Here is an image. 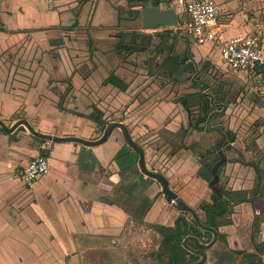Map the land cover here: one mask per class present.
<instances>
[{
	"label": "crops",
	"instance_id": "obj_1",
	"mask_svg": "<svg viewBox=\"0 0 264 264\" xmlns=\"http://www.w3.org/2000/svg\"><path fill=\"white\" fill-rule=\"evenodd\" d=\"M45 1L46 6L36 4L34 9L19 2L0 0V119L8 127L26 119L35 130L45 134L95 140L102 136L103 129L90 116L94 107L103 112L109 124H125L135 142L145 130L165 128L174 132L187 121V126L192 125L178 102L154 97L155 94L141 104L136 97L139 84L149 82V72L142 65L141 75L136 73L139 65L129 56L147 51H125L120 55L116 48L121 37L105 33V44L94 37L97 30L125 28L122 25L127 22L134 23L132 30H139L137 23L142 24V16L141 19L135 16L143 0H87L85 4H79L78 0ZM216 1L218 18L213 27L218 40L209 43L208 54L215 49V55L221 59L219 44L250 32H258L264 46V0ZM171 3L180 16L183 1L181 8L176 7L177 0ZM87 7L89 15L83 24L81 18ZM104 8L109 14L106 21ZM66 14L70 16L68 21L64 19ZM10 17H16L21 24L10 26ZM76 22L78 25L73 27ZM78 30L81 32L77 35ZM12 37L17 39L8 42ZM262 85L252 84L235 96L234 107L239 109H234L239 111L236 120L241 116L251 130L246 138L234 142L237 154L245 153L244 149L251 143L260 152L264 151ZM36 140L41 141L25 125L12 133L0 127V264H87L86 254L90 251L83 247V242L88 245L93 239L121 238L128 224L135 221L130 217L129 194L132 189H139V184L147 178L135 164L124 132L116 128L106 142L97 146L50 141L45 150L48 172L27 186L17 177V170L43 152L41 145L45 141L39 146ZM143 149L148 161L151 148ZM225 154L232 159L229 151ZM181 162L178 169L189 167ZM260 165L264 167V161ZM242 173L255 178L250 168L229 161L224 177H228V185L235 189L250 188L244 180H237ZM157 184L149 182L147 189L139 192L153 201L144 222L158 232L153 223H161L165 213L161 200L150 194ZM234 210V223L221 226L220 231L227 234L230 247L244 248L250 231L244 227L246 220L242 217L251 214L253 217V213L246 203L235 206ZM255 210L252 220L260 219L262 242L264 196L256 203ZM159 249L160 245L156 257L165 264Z\"/></svg>",
	"mask_w": 264,
	"mask_h": 264
},
{
	"label": "rangeland",
	"instance_id": "obj_2",
	"mask_svg": "<svg viewBox=\"0 0 264 264\" xmlns=\"http://www.w3.org/2000/svg\"><path fill=\"white\" fill-rule=\"evenodd\" d=\"M10 1L13 3L19 2V5L22 3L24 6L32 7L34 9H36V4H41L43 6H46L47 4L45 0ZM182 1L183 0H180L181 3ZM180 2L177 0V8L182 7ZM88 15L89 12L87 7L82 14L81 23L85 24L87 22ZM125 15H127L126 12L124 16ZM138 16L139 15L137 14L135 17L137 18ZM69 17L70 16L66 14L64 19L68 21ZM139 17L141 19V16ZM108 19L109 14L106 13L104 8L103 20L106 21ZM137 22H141V20ZM8 23L12 27L21 24L20 22H17L16 17H10ZM132 25H134L133 22H127L122 25L125 26V28L117 27L103 29L104 32L103 30H97L94 37L98 38L100 44H105L107 42L106 34H109L111 37H121L122 42L133 43L137 32L155 34V32H161L165 29H173L176 33L175 37H167L164 39H160L159 36H155L153 46L147 50V52L138 54L134 53L129 56L131 60H134L139 65L136 73L140 72L141 75L142 65L146 66V69L149 72L147 75L148 78H150L148 79L149 82L146 81L145 84L143 82L137 87L138 91L136 97H139L141 104L155 94L156 95L154 97H160L167 101L175 100L177 102L183 97L188 98V94L199 92V86L203 92H208L212 94L213 97V91H216L221 95L225 94V96L229 92L232 93L231 95L229 93V97L226 99L227 101L230 99L229 107H231V110H227L228 113L225 117L221 116L219 106L214 103L210 106V112L204 113L202 111V105L204 104L203 101H201L198 97H191L190 99L188 98L190 112L189 119L192 122L190 127L187 126V121L186 125H182V127H179L180 129L177 131L172 132L165 128L159 130H145V132L142 133V136L136 138V142L143 148L147 146L151 148L152 155L147 162L148 168L152 171H159L160 173L166 175L170 180L172 188L185 200L187 204L194 207L202 220H204L206 218V213L201 210L200 204L202 201L210 200L212 194V189L210 188V180L212 178L210 169L214 166L213 164L215 160L220 159L219 151L221 149L220 147L219 149L215 148L214 145L217 143L218 138H221V133L215 128L219 125H221L224 129L230 127L236 132V138H246V135L249 134L251 130L247 129L249 125L242 122L241 116H239V119L236 120L239 111L236 112L235 110L239 109L238 106L234 107V105L237 104V97L235 96L238 92L250 87L252 84L255 86L259 84L255 83V77L251 74L252 72L247 74L227 68L221 59L215 55L217 54L215 53L217 52L215 49L210 52L211 54H208L211 46L209 43L206 45L191 47L183 39V37L176 32L175 28L146 29L142 27V24L137 23L139 30L136 31L130 28ZM80 32L81 31L78 30L76 34L78 35ZM70 35L75 36L73 33H70ZM15 39H17V37H12L8 40V42ZM0 41L2 40L0 39ZM171 49H173L174 54L179 56V59L187 58L185 63L181 64L180 68H178V71L181 74V79H178V73L174 76V74L170 73L168 70L166 71L165 68L160 69L162 62L167 57ZM173 71L175 72L176 69L174 68ZM153 83L154 85H152ZM203 85L206 86L205 90ZM209 96L210 95L206 93V97ZM212 96L210 98H212ZM207 102L209 103V101ZM160 118L163 119V115H161ZM160 118L156 117L158 121H160ZM186 118L188 117L186 116ZM207 118L208 120L205 122ZM179 119L182 120V118ZM199 120L200 122H198ZM207 125H209V127ZM250 128L252 127L250 126ZM28 138L33 140L32 137L28 136ZM183 138H185L184 141ZM36 141L40 146L42 141ZM193 142H196L195 144L197 145L194 155L190 154L187 147H183L188 146ZM29 146L27 145L25 149L28 150L27 148ZM228 146L229 145L226 144L223 147L226 151L230 152L231 158H234L233 156L237 155L235 152L236 148L233 147L230 149ZM198 152H200L199 155H201V153L203 154L200 159L196 158ZM258 154L259 157L261 154ZM259 158L261 159V162H263L264 154H262ZM181 161H183V163H187L189 167L186 166V168L178 169L177 165L178 163H182ZM200 163L204 167L200 172H202L201 174L203 177H206V180L201 179L197 175L196 170L198 166L200 167ZM222 172L223 169L221 168V170H219V184L228 186L229 179L228 177H224L225 174L222 176ZM243 175L244 174L242 173L240 177L248 179V175L242 177ZM150 194L155 200H161L163 212L165 213L164 218L160 219L161 223L154 222L153 224L170 223L179 214H185V216L189 219L193 218L189 212L181 211L177 207L176 203H170L165 200L159 184L155 185L153 190L151 189ZM258 201L260 202V200ZM263 215L264 214H262L261 217H263ZM242 218H245L244 221L246 220L248 225L252 218V214L247 217L245 215ZM246 222L244 223V227H246ZM125 231V234L121 238L114 241L99 238L91 240L88 245H85L86 243L84 244L83 242V247L90 251V253L88 252L86 254L87 256L85 261L87 264L90 261H92L93 264H162L155 254L161 244L162 235L155 230L153 225L145 223L144 221L139 222L138 220H135L134 222L128 224ZM228 249L229 248L226 244H224L221 240H218L213 248L207 250V260L205 264L215 263L217 258L222 257V254L228 252ZM230 255V253H227L225 264H238L240 257L237 256L236 259H232Z\"/></svg>",
	"mask_w": 264,
	"mask_h": 264
},
{
	"label": "flooded vegetation",
	"instance_id": "obj_3",
	"mask_svg": "<svg viewBox=\"0 0 264 264\" xmlns=\"http://www.w3.org/2000/svg\"><path fill=\"white\" fill-rule=\"evenodd\" d=\"M79 1V4L83 3L85 4L87 2V0H78ZM149 1L150 0H143L141 1L142 5L141 7H139L137 14L139 16H142V8L144 6H148L149 5ZM154 2H156V5H158L159 3L162 4V2L164 1L165 3L163 4H167L168 6H171V3L168 2L167 0H153ZM130 7L128 6L126 10H128ZM121 10V8H120ZM131 11V10H129ZM132 13V12H131ZM135 13V12H134ZM136 14V15H137ZM143 26V24H142ZM165 60V59H164ZM237 72H240V71H237ZM175 76V75H174ZM178 79H181L178 78ZM255 83H258L259 85H257L258 87H263L262 83H261V77L258 75L256 78H255ZM204 87V90L206 89V86L203 85ZM201 87L199 86L198 88V91L201 92V94H203L202 97H198L200 98L201 101H203V105H202V111L204 113H206V109H205V105H206V101H209V107L212 105V103L216 104L217 106H219V109H220V113H221V116L225 117L226 116V113H227V110L229 108V105H230V99L229 101H227V97L229 95V93L225 96V94H219L218 92L216 91H213V94H214V97L212 96V94L208 93V92H203L201 89ZM206 93L208 95H210L209 97H206ZM221 95V96H220ZM212 96V98H210ZM184 98V97H183ZM182 99H180L179 101H177L182 107H184V109L186 110L187 112V115L188 117H190V115L188 114L189 111L188 109L186 108V105L182 102ZM212 100V102H211ZM174 102H176L174 100ZM194 112V111H193ZM192 112V113H193ZM210 112V111H209ZM208 112V113H209ZM104 117V116H103ZM208 120V118L205 120V122ZM209 127V125H207ZM229 127V126H228ZM227 129L231 130L234 134H235V138L233 139V141H229L228 138L224 135L223 132H221V138H218L217 140V143H215L214 147L215 148H218L220 147V151H219V157L220 159H216L215 162H214V166L211 167V175H212V178L210 180V188L212 189V194H211V197H210V200H207V201H202L201 204H200V208L203 212H205L206 214V218L204 220H202V218L200 217V215L198 214L197 210L192 207L191 205L187 204L185 202V200L180 196L178 195V193L172 188L171 184H170V181H169V178L164 175L163 173H160L159 171H152L148 168L147 166V157H146V153H145V150H144V153H145V161H146V166L147 168L152 171V172H157V173H160L162 175H164L168 182H169V186L171 188V190L178 196L182 199V202L181 203H178L176 202L174 199L172 201H170L164 191H163V185L162 183L156 179V178H153V177H150L146 174H144L139 166V160H140V155L137 151H135L134 149H131L130 151H132V153H134V157H135V164L138 166V168L140 169V171L145 175V177L147 178V180L143 181V183L139 184L140 188L139 189H132L129 196L131 197L128 201V205L130 206L129 209H130V217H132V219L134 220H138V221H144V218L146 216V213L147 211L150 209V207L152 206V199L151 198H148L146 199L147 197H145V195L143 194V192H139V191H143L145 189H147V187L149 185H147L149 182L150 183H158L160 186H161V192L164 196V199L167 200L168 202L170 203H176L177 207L181 210V211H186V212H189L191 215H192V219H189L185 216V214H179L178 216L175 217V219H173L172 222L170 223H165V224H154V226H164V227H173L175 225V221L183 216L186 218V220H188L190 223H194L196 224L201 230L203 231H206V232H210L212 236H205L203 238V240H198L195 236L193 235H188L184 238V240L187 238V237H192V238H189L186 242V244L184 243V246L189 248L192 252H195L199 259L198 261L192 263V264H205L206 263V260H207V250L211 249L214 247V245L218 242V240H221L224 244H226V246H228V252L227 253H230V257L233 259H236L237 256L240 257L239 259V262L238 264H264V247H262V243H264V241L260 242L262 236L260 234V219L259 217L254 218V220H252V218L255 216L256 214V210H255V205L256 203L258 202V200H260L259 198L263 197L264 194V167H261L260 163H261V159L259 157H261L262 154H264V151L263 152H260L259 150H257V146L256 144L254 145L253 143L250 144L249 147H247L245 150V153L242 152V154L238 153L237 154V158H232V159H228L225 152H226V149H224V145L228 144L229 148H233L234 146V142L236 141V137H237V134L236 132L232 129V128H225L223 129L224 131H226ZM185 140V138H183V141ZM182 141V143H183ZM196 142H193L192 144L188 145V146H183V147H187L190 154L194 155L195 154V149L196 148ZM141 147V146H140ZM208 147V146H207ZM223 148V149H222ZM185 149V148H184ZM258 153H260L261 155L258 157ZM200 152H198V154L196 155V158L200 159L201 158V155H203L201 153V155H199ZM248 155V156H247ZM205 156V155H204ZM258 157V158H257ZM201 161V160H199ZM231 161V162H239L241 163L242 165H244L245 167L247 168H250L251 170L254 171V174H255V178L252 179V177H248V179H244V178H241L240 176H238L237 180L240 181V180H244L245 181V185H249L250 188H240V189H235L233 188L232 186L228 185V186H225V185H222V184H219V181H220V173H219V170H221V168L223 169V172H222V176L223 174H225V168H226V165L227 163ZM198 165H199V162H198ZM203 165H201L200 163V167L198 166L196 172H197V175L203 179V180H206V177H203L202 176V172H200L202 169H203ZM247 175V174H245ZM245 175H243L242 177H244ZM217 177V180L215 179ZM216 180V181H215ZM147 182V184H146ZM216 188H219L220 192L216 191L215 189ZM237 191V190H243V191H246L247 192V198L249 199L248 201L246 202H242V203H246V204H250V207H251V212L253 213V217L251 218L250 222L248 225H246V227L249 228V235L247 236V239L245 241L246 243V246L244 248H238L236 247V245H233V247H230L229 245V242H228V239H227V234L226 233H222L220 231V227L221 226H225V225H232L234 222H233V219H232V215L234 212L231 214L230 218L232 220V223L231 224H221L219 225L218 228H215L214 227V222H215V219L214 217H217V216H220L221 214H223V212L225 211V191ZM148 201V203H146ZM206 202V203H204ZM215 202H219L223 205V209H220V207H218ZM240 203V204H242ZM146 204V208H142L144 205ZM212 204V207L210 208H207L206 209V206H209ZM238 204V205H240ZM237 206V205H235ZM145 207V206H144ZM190 208L192 209L194 212H192L191 210H188V209H185V208ZM144 209V210H143ZM235 209V207H234ZM143 210V212H142ZM196 215L197 217L199 218L200 222L205 225V226H208V227H211V228H214L216 231H217V234H218V239L217 241L210 247H204V245H208L213 239H214V233L210 230H207V229H204L200 226L199 222L197 221V218H196ZM257 229V230H256ZM159 232V231H158ZM160 233V232H159ZM161 234V233H160ZM219 234H224L225 235V241L219 236ZM183 240V242H184ZM188 244H193V245H188ZM204 252V254H202ZM227 253H224L222 254V257H219L217 258L216 262L213 263V264H225L226 263V257H227ZM248 254H251L252 255V259L253 261H250V257L248 256ZM221 260V261H220Z\"/></svg>",
	"mask_w": 264,
	"mask_h": 264
},
{
	"label": "built area",
	"instance_id": "obj_4",
	"mask_svg": "<svg viewBox=\"0 0 264 264\" xmlns=\"http://www.w3.org/2000/svg\"><path fill=\"white\" fill-rule=\"evenodd\" d=\"M218 18L216 0H183V13L179 16L181 36L189 46H199L218 40V32L213 24ZM176 30V29H175ZM222 62L233 71L252 72L261 77L264 84V46L258 32L231 37L219 44ZM50 141L41 145L42 153L34 156L17 170L19 180L32 186L49 169V159L45 154Z\"/></svg>",
	"mask_w": 264,
	"mask_h": 264
},
{
	"label": "trees",
	"instance_id": "obj_5",
	"mask_svg": "<svg viewBox=\"0 0 264 264\" xmlns=\"http://www.w3.org/2000/svg\"><path fill=\"white\" fill-rule=\"evenodd\" d=\"M171 3V0H167ZM78 22H76L73 27H76ZM136 41L133 43H125L120 42L116 48L118 54L122 55L125 51L129 53H133L136 51H147L153 46V39L155 36H159L160 39L175 37L176 33L173 29H165L161 32L147 33V32H137ZM187 58L179 59V56L173 53V49H171L165 58V60L161 64V68H165V70L169 71L172 74L178 73V78L181 77V74L178 71L181 64L185 63ZM176 69L174 72L173 69ZM203 94L201 92H195L188 94V98L191 97H202ZM187 97H184L182 102L186 105V108L189 111V100ZM206 113L210 111L209 103L206 101L205 105ZM190 113V112H189ZM188 113V114H189ZM190 115V114H189ZM91 118L96 122L98 127L104 129L109 122L104 119V114L97 107H94ZM200 122V120L198 121ZM209 129V128H208ZM216 130L223 132L224 135L228 138L229 141H233L235 138V134L227 129L224 131L221 125L215 128ZM43 141V140H42ZM249 199L247 198V192L243 190L237 191H225V211L220 216L214 217V227L218 228L221 224H231L232 220L230 218L231 214L234 212L235 205H238L242 202H246ZM212 207V204L206 206L207 208ZM156 229L161 233L162 240L160 244L159 253L161 258L164 260L165 264H192L198 261L199 257L195 252H192L189 248L184 246V238L188 235L195 236L198 240H203L205 236H212L210 232H206L201 230L196 224L190 223L186 220L185 217L181 216L175 221V225L173 227H164V226H155ZM257 230V229H256ZM219 236L225 241V235L219 234ZM193 245V244H188ZM250 257V261H253L251 258L252 255L248 254ZM221 261V260H220Z\"/></svg>",
	"mask_w": 264,
	"mask_h": 264
},
{
	"label": "water",
	"instance_id": "obj_6",
	"mask_svg": "<svg viewBox=\"0 0 264 264\" xmlns=\"http://www.w3.org/2000/svg\"><path fill=\"white\" fill-rule=\"evenodd\" d=\"M142 24L143 27L146 29H156V28H175L176 32H178L181 35V28H180V19L178 16V13L176 9L172 6H168L167 4H161L159 3L156 5V2L153 0L149 1L148 6H144L142 8ZM25 125L28 131L33 134L35 137L40 139L41 141H51V142H78L81 143L85 146H97L100 145L104 142H106L109 138V136L112 134V132L116 128L122 129L124 132V136L127 141V145L130 149H134L137 151L140 155V160H139V166L142 170V172L150 177L158 179L162 185H163V191L166 195V197L172 201L173 199L181 203L182 199L178 197L170 188L169 182L167 178L157 172H152L150 171L147 166H146V161H145V153L144 149L140 147L132 138L127 126L123 124L122 122H111L108 126L104 128V132L102 136L98 139L95 140H88L84 139L81 137L77 136H57V135H51V134H45L40 131L35 130L30 123L26 119H20L18 120L13 126L8 127L1 119H0V127L7 133H12L18 129L19 126ZM217 180V177L215 178ZM215 180V181H216ZM217 192L220 190L219 188L215 189ZM220 192V191H219ZM215 204L220 207V209H223V205L219 202H215ZM188 210H191L190 208H185ZM197 221L199 222L200 226L204 229L210 230L214 233V239L208 244L204 245V247H210L212 246L218 239V234L217 231L214 228L208 227L203 225L199 218L197 217ZM192 237H187L184 240V243L186 244L187 240ZM204 254V252L202 253Z\"/></svg>",
	"mask_w": 264,
	"mask_h": 264
}]
</instances>
